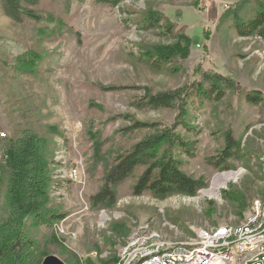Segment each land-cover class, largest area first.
<instances>
[{
	"label": "rangeland",
	"instance_id": "rangeland-1",
	"mask_svg": "<svg viewBox=\"0 0 264 264\" xmlns=\"http://www.w3.org/2000/svg\"><path fill=\"white\" fill-rule=\"evenodd\" d=\"M26 3L54 20L23 14ZM20 6L23 12L12 15L0 0V138L11 136L13 123L24 120L23 112L29 117L32 112L41 129H60L47 146L53 181L49 191L51 208L66 216L49 227H29L39 264L50 254L66 264H120L123 256L124 264L132 260L125 252L132 237L164 247L188 245L201 241L198 233L215 236L226 226L234 232L249 225L256 199L264 203V49L258 34L245 37L241 31L243 22L264 11V0H125L116 7L98 0H21ZM150 11L162 20L158 27L144 29L143 17ZM181 34L191 39L186 57L179 55L161 69L143 61L146 53L157 54L159 46L173 45ZM37 55L43 57L36 72L24 73L19 63ZM206 71L234 80L223 100L201 105L199 98L190 99L183 115L178 106L154 109L141 103L148 93L202 81ZM256 91L262 100L249 102L246 94ZM180 116L200 132L195 156L180 157L182 169L203 183L195 195H135L133 176L116 187L112 206L93 207L91 197L103 185L115 150L154 132L121 131L128 118L161 128L176 125ZM176 132L190 136L183 126ZM229 132L242 151L229 159V169H222L213 161ZM4 145L0 141L2 160ZM228 172L237 175L217 195L206 192L216 175ZM241 199L244 207L237 206ZM216 238L215 244L230 236Z\"/></svg>",
	"mask_w": 264,
	"mask_h": 264
},
{
	"label": "trees",
	"instance_id": "trees-1",
	"mask_svg": "<svg viewBox=\"0 0 264 264\" xmlns=\"http://www.w3.org/2000/svg\"><path fill=\"white\" fill-rule=\"evenodd\" d=\"M124 1L98 0L113 7ZM20 2L21 0H5V11L12 15H20L23 12ZM31 7L26 3L23 14L37 21L54 20L52 15L44 18L43 15L36 14ZM161 20V15L150 11L143 17L142 28L154 29L159 26ZM243 28L241 34L245 37L257 34L264 36V11H257L251 19L243 22ZM169 32H172L171 27ZM190 40L189 36L181 34L173 45L159 46L157 54L146 53L143 61L154 69H161L179 55L186 57L189 53ZM42 57L37 55L30 59L23 58L19 67L25 68L24 73L33 75ZM234 87L235 82L231 77L206 71L203 73L202 81H197L193 85L186 84L174 90L148 93L141 103L154 109L178 106L183 115L190 99L195 101V98H199L201 105L208 101L219 102L225 98L227 91ZM246 98L249 102L259 103L262 95L256 91L247 93ZM25 111L29 112L27 109ZM20 115L24 120L13 123L11 136L0 138V141L5 142L4 159H0V200H3L0 203V264H39L38 244L29 227L40 225L49 227L53 221L66 216L65 213L51 208L49 191L53 181L47 146L50 145V135H59L60 129L39 128L38 120L32 112L30 117L24 112ZM182 117L178 118L176 125L161 128L153 122L128 118L129 124L121 131L149 129L154 132H150L127 148L115 150L112 162L105 171L103 185L91 197L92 206L102 208L112 206L116 202V187L133 176H136L132 188L135 195H142L145 192H150L158 198L176 193L195 195L203 183L182 169L180 157L195 156L196 138L200 132L198 127L183 123ZM178 126H183L186 133L193 138L177 134ZM241 151V143L229 132L226 135L225 148L213 162L217 167L229 169L227 162L231 158H237ZM139 168L142 170L136 175ZM262 176L264 177L263 174ZM226 195L230 199H237L232 193ZM237 206H245L242 199L237 201Z\"/></svg>",
	"mask_w": 264,
	"mask_h": 264
},
{
	"label": "built area",
	"instance_id": "built-area-1",
	"mask_svg": "<svg viewBox=\"0 0 264 264\" xmlns=\"http://www.w3.org/2000/svg\"><path fill=\"white\" fill-rule=\"evenodd\" d=\"M256 38L261 40L264 49V37L256 36ZM247 221L249 225L245 229L234 232L232 228L226 226L217 236H206V232L198 233L197 236L201 241L196 245L164 247L145 241L140 235L132 237L125 246V252L130 253V247H138V255H132V260L124 264H229L233 261H240L242 264H264V249L260 252H249L251 241H264L262 240L264 205L261 200L256 199L254 211ZM238 232L245 235V238L232 237ZM224 236L230 238L221 243H214L216 237L221 239ZM206 238L211 239L210 242L205 241Z\"/></svg>",
	"mask_w": 264,
	"mask_h": 264
},
{
	"label": "bare ground",
	"instance_id": "bare-ground-1",
	"mask_svg": "<svg viewBox=\"0 0 264 264\" xmlns=\"http://www.w3.org/2000/svg\"><path fill=\"white\" fill-rule=\"evenodd\" d=\"M259 36L264 37L262 35H259ZM263 155L260 158V164H261L262 174L264 175ZM236 175H237V173H234V172H228V173H222V174L216 175L214 180H213L212 187L209 190H207L206 192L211 194V195H217L218 190L221 187V185L225 184L226 181H228L231 177H235ZM262 205H264L263 202H262ZM221 231H222V228L218 229L214 233V235L217 236V234ZM206 236H212V235L209 232H206ZM262 240H264V233H262ZM196 244L197 243L188 244V245H196ZM177 245H187V244H177ZM169 246H174V245H169ZM261 249H264V241H259V242L258 241H251V243L249 244V252H260ZM130 255H138V247H130ZM122 261H123L122 257H120V261H119L120 264L122 263ZM229 264H242V262L233 261V262H229Z\"/></svg>",
	"mask_w": 264,
	"mask_h": 264
},
{
	"label": "water",
	"instance_id": "water-1",
	"mask_svg": "<svg viewBox=\"0 0 264 264\" xmlns=\"http://www.w3.org/2000/svg\"><path fill=\"white\" fill-rule=\"evenodd\" d=\"M42 264H66V263L58 256L50 254L43 259Z\"/></svg>",
	"mask_w": 264,
	"mask_h": 264
}]
</instances>
